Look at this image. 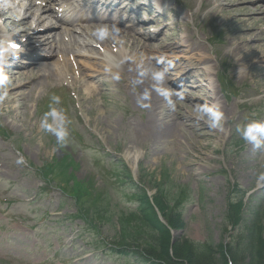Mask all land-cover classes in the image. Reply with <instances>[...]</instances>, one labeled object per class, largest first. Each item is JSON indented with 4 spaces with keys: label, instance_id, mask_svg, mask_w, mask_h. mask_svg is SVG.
<instances>
[{
    "label": "rangeland",
    "instance_id": "1",
    "mask_svg": "<svg viewBox=\"0 0 264 264\" xmlns=\"http://www.w3.org/2000/svg\"><path fill=\"white\" fill-rule=\"evenodd\" d=\"M164 2L175 8V12L168 13L169 17L161 22L152 20L158 14L153 10L143 12L147 21L137 24L139 34L158 33L168 22L161 39L170 41L173 36L178 40L188 34L192 36L211 60L213 81L221 102L232 108L230 123L188 130L187 138L193 144L182 136L170 138L158 133L161 122L151 115L150 101L140 96V87L136 84L106 74L107 82H111L106 98L96 96L92 101L89 89L93 83L67 70L62 72V79L44 81L41 89L31 96L27 94L24 104L15 103L16 111L10 115L0 103V264H142L135 258L105 250L94 251L87 245L92 241L112 243L118 235L117 214L135 209L129 189L119 183V179L127 178L125 168L128 167L136 181L145 177L147 186H155L161 173L168 171L173 190L190 187L192 199L184 208L186 226L182 234L181 231L175 234L196 242L209 241L214 253L221 244L229 246L233 234L231 229L225 234L223 228L231 186L237 185L248 192L252 199L247 204L260 206L264 217V62L256 63L254 67L252 63L240 64L243 54L231 52L232 46L236 48L233 41L238 25L229 26L222 16H213V6L202 7V0ZM244 6L251 9L264 6V0L236 4L231 8ZM13 8L15 13L21 11L16 5ZM131 9L123 5L118 7V14H127ZM113 10L114 7L106 8L101 15L112 16ZM9 22L4 18L1 20L8 28ZM260 26L263 29L264 23ZM79 34L80 31L76 36ZM216 36L221 42L214 40ZM148 42L153 41L146 40ZM119 46L125 47L133 57L138 51L130 50L128 43H119ZM93 48L97 54L103 51L98 43H94ZM28 50L35 48L32 46ZM178 53L168 55L179 58L176 62H180L183 55ZM141 60L144 64L148 61ZM173 60L159 57L154 66L158 68L154 75L158 79L168 77L167 85L171 88L179 80L175 72L167 71ZM55 68L50 67L48 72H54ZM43 72L32 71L35 76ZM224 78L230 86L225 94L226 90L220 84ZM256 90L260 94H254ZM177 91L180 93L178 100L186 107L178 106V111L172 115H187L191 113L192 105L210 107V101L206 99L187 100L185 94L196 92L192 86L183 85ZM48 102L53 103L51 108L46 107ZM54 104L60 105L55 108ZM166 106L172 109V105ZM63 110L67 112L63 113ZM72 127L83 139L85 147L73 141ZM217 131L222 132L219 138H207V134ZM199 133L204 136L199 137ZM60 136L65 138L68 151L81 164L77 176L80 179L98 178V189L93 195H105L104 189L110 194L107 195L111 201L109 213L101 210L103 218L97 220L100 235L86 232L82 222L70 218L76 213L74 198L65 199L67 195L57 187H47L36 174V168L63 156L53 142ZM198 155L207 159L197 160ZM188 160L192 162L187 164ZM262 239L264 241V234Z\"/></svg>",
    "mask_w": 264,
    "mask_h": 264
},
{
    "label": "bare ground",
    "instance_id": "2",
    "mask_svg": "<svg viewBox=\"0 0 264 264\" xmlns=\"http://www.w3.org/2000/svg\"><path fill=\"white\" fill-rule=\"evenodd\" d=\"M15 1V0H11ZM49 0H42V2H48ZM56 3L53 0H50ZM62 0H59V2ZM130 0H107L106 4L90 2L89 0H82L84 6H86L87 12L81 15L74 16L73 13L78 11L80 5H75L70 0H64L66 2L61 8L62 13H68L67 16L59 18V14L55 18V22L46 24L42 16L44 14L52 15L55 14V9L51 6L41 4L36 7V0H32V4L26 8L19 6L23 11V17L19 21L14 22L12 17H8L14 22L15 26L22 28L23 33L32 31L31 35L26 39L29 46H34L35 50L30 52L21 53V56H26L27 59L20 61L21 65L15 69L13 73L6 71L8 67H12L15 63L13 61V55H8L4 52L3 43L0 42V60L5 59V63L0 62V102L3 104V110L7 114H12L16 111L14 108L15 103H23L26 95L31 96L35 90L42 88L44 81L54 79L48 72L49 68L54 64L62 65L63 68L68 69L72 72L71 63L76 62L77 57L87 58L92 61H97V58L102 57L100 63H83L80 64V75L84 80L91 81L93 86L89 89L90 100H94L96 96L106 98L108 84L101 80V77L109 73L113 77H121L126 82L136 84L140 87V96L150 101L151 115L156 117V120L161 122L162 127L159 130V134H163L170 138H177L182 136L187 141V130L191 128L193 131L202 128H211L212 125H221L222 121L219 117L226 118L223 123L227 124L231 121L232 108L221 102L220 93L216 90L215 83L213 81L214 68L210 66L211 60L207 56L204 49H202L199 43L193 41V37L188 34L184 38L178 40L176 37H171L170 41L161 39L160 36L168 28V22L163 29L155 34L140 35L139 28L136 24L125 22L126 18L118 15L117 8L122 3H129ZM140 4L138 11L149 12L153 10V5H147V3H141V0H133ZM260 0H202V5L206 7L213 6V16H222L223 22L229 26L234 24L238 25L237 37L233 41L236 43V48L231 47V52L236 54L238 51L243 54V61L241 65L249 63L253 64L264 62V28H261V24L264 23V6H258L254 9L250 7H240L233 9L231 7L236 4L244 5ZM4 2V1H3ZM157 3L162 4L164 0H156ZM6 3V2H4ZM190 4V3H189ZM4 4V7H7ZM114 7V14L112 17H105L99 15L103 11L104 7ZM33 8H38L37 13L31 12ZM170 8V7H169ZM174 8L171 7L168 12H174ZM123 15V14H122ZM235 16V17H234ZM131 16L128 17V19ZM166 14H158V17L152 18L158 19L160 22L168 18ZM32 18V21H31ZM195 18V17H194ZM147 20H142L141 23H145ZM77 27H80V36L76 37L75 33H78ZM72 29V30H71ZM70 31H73L70 33ZM3 30L0 28V33ZM48 33V34H47ZM11 35V34H10ZM27 35V34H25ZM21 36V35H20ZM90 36V37H86ZM6 37V34H4ZM9 37V35H8ZM17 38V36H12ZM19 37V36H18ZM22 37V36H21ZM68 37L70 40L67 42L65 38ZM89 38V39H88ZM94 40L99 41L103 49L109 54L114 55L116 59L114 63L106 62L104 60L103 53L99 54L97 58L95 55H85L79 52L77 49L82 44V48L85 49L87 46L93 45ZM147 41H153L148 42ZM251 42H254L253 44ZM119 43L123 45H130V50H138L135 57L128 54L124 48L119 46ZM118 46V51L114 52L113 47ZM253 47H252V46ZM77 46V48H76ZM45 47H49V52L44 50ZM116 48V47H115ZM116 50V49H115ZM104 51V52H105ZM4 52V53H3ZM35 53V55L33 54ZM95 52V50H91ZM177 53L181 55V61L176 62L179 58L168 55V53ZM32 53V55H31ZM178 53V54H179ZM97 55V54H96ZM174 55V54H173ZM61 59V62L56 61L55 57ZM75 57V59H74ZM164 57L167 59H174L167 66V71H173L179 76V80L176 82L174 90L166 86L169 78L166 77L165 81L158 79L155 75L158 72L154 66L156 59ZM140 58V59H139ZM142 58L148 59L147 63L144 64ZM73 61V62H72ZM56 65V66H57ZM166 65V64H165ZM73 70L75 65L72 64ZM6 68V70H5ZM264 68V67H262ZM61 69V68H60ZM44 71L41 74L35 76L32 71L36 72ZM254 69L252 68V71ZM28 71V73H26ZM62 71V69L60 70ZM57 73V75H60ZM167 73V72H166ZM19 74V75H17ZM240 75L245 76L243 73ZM264 77V72L262 74ZM77 81V80H75ZM192 86L196 92L185 94L187 100L193 101L195 99L209 100L210 107L208 105H192L191 113L187 115L177 113L172 115L171 112H177L178 106L186 107L180 100H178L177 88L180 86ZM180 94V93H179ZM254 94H260L259 90H256ZM180 97V95H179ZM205 101V100H204ZM167 103L173 105V109L169 112L166 109ZM211 109V110H210ZM211 120V122H209ZM221 127V126H218ZM222 132L217 131L216 133L211 132L207 134V138H219ZM204 136L199 133V137ZM190 144L194 142L189 140ZM198 159H207L198 155ZM192 161H187L190 164Z\"/></svg>",
    "mask_w": 264,
    "mask_h": 264
},
{
    "label": "trees",
    "instance_id": "3",
    "mask_svg": "<svg viewBox=\"0 0 264 264\" xmlns=\"http://www.w3.org/2000/svg\"><path fill=\"white\" fill-rule=\"evenodd\" d=\"M68 164L55 167L63 169L66 173L67 193L74 197L78 208V216L85 220L91 227L97 228V220L103 218L101 210L107 205L103 195H93L85 184L76 181L74 175L68 174ZM50 172L54 169H48ZM128 178L136 189L139 203L134 212L122 213L118 218L120 238L116 242L124 254L133 252L141 262L146 264H264L263 229L260 217L256 219L257 212H248L251 219L244 217L245 208L243 196L231 199L229 210L223 225L225 234L231 227L237 235L231 236L229 246L221 244L214 247L208 243H198L186 237L176 238L173 241L172 231H181L185 228L183 214L180 212L186 195L168 191L166 181L157 180L154 203L167 222L165 225L147 192L139 188L128 172ZM74 181L73 185H70ZM104 203L103 206H101ZM105 212V211H104Z\"/></svg>",
    "mask_w": 264,
    "mask_h": 264
}]
</instances>
